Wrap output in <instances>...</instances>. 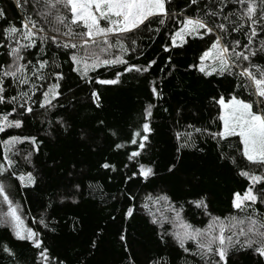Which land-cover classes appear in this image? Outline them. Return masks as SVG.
I'll return each mask as SVG.
<instances>
[{
	"label": "snow or ice",
	"instance_id": "snow-or-ice-1",
	"mask_svg": "<svg viewBox=\"0 0 264 264\" xmlns=\"http://www.w3.org/2000/svg\"><path fill=\"white\" fill-rule=\"evenodd\" d=\"M14 5L18 23L0 9V227L15 241L27 242L36 250L34 264L64 261L43 247L40 232L26 224L22 206L12 196L17 187L36 185L34 171L26 166L34 168L33 158L43 143L38 135L16 130H22L26 119L38 110L50 130H68L67 121L57 114L64 108L59 98L67 76L65 64L80 81L101 86L120 84L125 74L149 73L156 59L146 64L130 62L133 56L138 60L144 55L138 41L145 33L149 39L153 34L166 36L168 43L161 45L165 53L183 48L193 39L206 40L198 63L188 67L204 77L232 78L230 92L211 98L218 113L213 121L218 130L187 125L175 133L176 152L197 148L198 137L210 138L218 145L237 137L235 150L241 159L231 154L220 158L236 166L246 186L232 193L225 215L213 214L206 197L187 201L207 218L203 226L187 220L184 204L175 203L165 192L146 193L140 207L159 229L160 241L174 242L184 264H229L233 252H247L256 258L255 264H264V0H182V6L177 0H14ZM102 68L112 69L113 78L91 75ZM149 88L153 99L162 98L156 80L149 81ZM89 98L96 108L101 107L102 98L94 88ZM155 107L149 102L143 108L141 121L128 135L127 144L136 146L134 150L128 151L126 143L114 142L115 150H125L128 163L124 169L129 165L133 169L130 175L125 174V184L148 181L155 175L152 166L139 161L154 131ZM53 115L57 116L54 121ZM111 135L119 138L115 131ZM99 167L118 171L109 161ZM88 187L102 191L99 184ZM68 195H82L81 185L74 184L64 197ZM126 196L124 219L132 218L136 210L130 203L136 194L129 191ZM32 222L37 223L35 219ZM38 225L48 227L43 217ZM119 239L125 241V235ZM92 244L95 247V241ZM0 253L18 259L8 243H0ZM128 259L129 264H135L132 257ZM148 264L171 262L161 256Z\"/></svg>",
	"mask_w": 264,
	"mask_h": 264
},
{
	"label": "trees",
	"instance_id": "trees-1",
	"mask_svg": "<svg viewBox=\"0 0 264 264\" xmlns=\"http://www.w3.org/2000/svg\"><path fill=\"white\" fill-rule=\"evenodd\" d=\"M177 3L182 6V0ZM0 9L18 23L14 0H0ZM138 42L144 55L138 60L133 56L130 62L146 64L156 59L157 64L149 73L125 74L120 84L101 86L80 81L65 64L63 71L67 76L59 98L64 108L58 109L57 114L67 121L68 130H50L39 115L42 110L29 116L22 130H16V133L38 135L43 143L33 158L34 168L26 166V170L34 171L36 185L27 189L17 187L12 196L21 204L26 224L40 232L43 247L64 264H129V257L135 264H148L161 256L171 264H184L183 254L177 256L179 249L174 242L160 241L159 229L140 207L142 197L149 192H165L175 203L184 204L187 220L203 226L207 218L187 201L206 197L213 214L225 215L232 193L246 186L237 175L236 166L220 158L222 154H231L241 159L235 150L237 137L219 145L210 138L198 137L197 148L176 152L175 133L184 131L187 125L218 130L213 122L218 113L211 98L231 91V77H204L188 67L198 63L197 57L206 47V40H190L183 48L169 53L161 47L168 43L164 35L153 34L149 39L145 33ZM91 75L113 78V70L102 68ZM152 80L157 81L162 92L159 100L151 96L149 81ZM93 88L102 98L100 108L89 98ZM149 102L156 105L152 118L154 131L139 161L152 166L155 175L148 181L137 179L125 184V174L130 175L133 169L131 165L124 169L128 163L125 150H115L114 142L126 143L128 151L135 149L136 146L127 144V138L141 121L142 110ZM56 118V115L51 117L53 121ZM113 131L119 138L111 135ZM105 161L114 164L118 171L101 169L99 166ZM76 183L81 185L82 195L64 197ZM89 184H99L102 191H93ZM129 191L136 194V200L130 202L136 210L132 218L124 219L122 213ZM113 196L117 198L114 200ZM41 217L48 223L47 228L38 225ZM121 234L125 235V241L119 239ZM0 243L10 244L18 254V259L13 261L0 253V264H34L36 250L27 242L12 239L2 227ZM255 261L247 252H233L229 257V264H255Z\"/></svg>",
	"mask_w": 264,
	"mask_h": 264
},
{
	"label": "rangeland",
	"instance_id": "rangeland-1",
	"mask_svg": "<svg viewBox=\"0 0 264 264\" xmlns=\"http://www.w3.org/2000/svg\"><path fill=\"white\" fill-rule=\"evenodd\" d=\"M4 210H6V206H4Z\"/></svg>",
	"mask_w": 264,
	"mask_h": 264
}]
</instances>
